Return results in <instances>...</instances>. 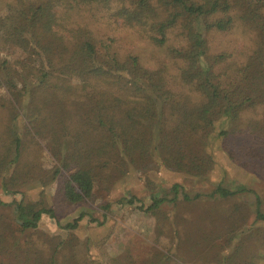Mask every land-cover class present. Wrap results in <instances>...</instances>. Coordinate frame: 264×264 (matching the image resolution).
<instances>
[{
	"label": "trees",
	"instance_id": "trees-1",
	"mask_svg": "<svg viewBox=\"0 0 264 264\" xmlns=\"http://www.w3.org/2000/svg\"><path fill=\"white\" fill-rule=\"evenodd\" d=\"M234 6L238 19L254 34L255 46L232 83L222 85L214 71L217 57L207 56L204 32L229 28ZM1 7L0 89L5 96L0 95V182L6 192L21 198H0V207L13 206L20 230H35L43 214L55 216L42 200L24 201L25 192L19 189L34 178L46 185L39 176L43 168L38 156L25 157L28 147L42 142L54 148L58 171H69L61 192L73 204L92 198L105 168L126 173L130 164L147 159L200 177L213 167L214 150L220 148L232 160L242 154L255 168L261 162L264 166V124L254 122L239 143L233 138L243 109L264 110V0H10ZM220 11L224 17L209 19ZM89 18L107 25L118 20L160 47L177 29L176 45L167 47L175 73L163 65L146 68L134 55L120 57L108 47L96 48L86 35ZM14 51L16 58L10 55ZM70 127L76 128V141L69 153L60 141ZM171 191L172 199L152 192L147 206L135 195L117 203L157 213L161 203L175 201L179 193L187 202L203 195L225 199L238 193L221 184L192 197L181 192L178 183ZM255 199V218L264 220L260 199ZM86 216L89 222L102 223L83 210L62 227L72 231ZM167 234L179 245L182 237L188 242L198 237L175 228ZM29 245L26 240L18 249L27 264H66L58 257L71 246L61 241L42 254ZM167 259L168 254L158 251L151 264Z\"/></svg>",
	"mask_w": 264,
	"mask_h": 264
},
{
	"label": "rangeland",
	"instance_id": "rangeland-1",
	"mask_svg": "<svg viewBox=\"0 0 264 264\" xmlns=\"http://www.w3.org/2000/svg\"><path fill=\"white\" fill-rule=\"evenodd\" d=\"M9 1L0 0V10L3 9L2 3ZM230 15L234 16V20L229 28L204 32L207 56L217 57L214 71L219 74L222 85L232 83L237 68L245 64L255 46V36L236 16V6ZM221 17H224V13L220 11L209 19ZM89 21L86 35L96 48L101 50L108 47L120 57L134 55L146 68L156 69L163 65L175 73L172 67L174 61L168 57L167 47L176 45L173 32L177 29L169 33V41L160 47L125 28L118 20L110 25L91 18ZM10 55L14 58L19 56L15 51ZM1 94L5 96L0 89ZM258 121L264 124V110L260 106L243 109L237 120L240 129L233 136L235 141L239 143L241 136L249 134L253 123ZM249 122L250 126L247 125ZM75 129L70 127V132L60 141L64 152L65 149L69 153L73 150ZM246 141L249 143L244 139ZM217 143L219 145V140ZM35 156H38L37 160L43 168L39 176L46 185L41 183L40 178H34L19 189L25 192L24 201L42 200L45 206L54 209L55 216L43 214L35 230L22 231L16 223L17 212L13 206H1L0 264H27L23 252L18 250L24 247L26 240L30 243L29 247H37L42 254L47 253L50 245L70 241L71 246L64 253L60 252L58 257L66 264H151L158 251L169 255V259L161 264H264V220L255 218L256 196L264 209L262 162L255 168L249 156L237 155L238 161H235L217 148L213 155L215 164L200 177L171 170L162 162L149 159L143 164H130L126 173L111 172L105 168L101 178L96 179L92 198L81 204H73L62 196L61 185L69 171H58L60 163L55 158L54 148L51 150L43 142L39 147H28L26 159ZM241 162H248L244 163L247 167ZM71 164L72 170L74 167ZM109 173L113 175L109 177ZM175 183L181 186V192H186L190 197L196 193L208 194L217 184L238 193L225 199L203 195L190 202L185 201L182 193H179L175 201L161 203L157 213L117 203L122 197L135 195L147 206L151 202L152 192L172 199L174 194L171 188ZM0 198L4 202H11L13 199L20 200L21 196L6 192L0 182ZM107 203L110 206L105 210L102 206ZM83 210L102 223L89 222L86 216L72 231L62 227ZM174 228L181 233L187 230L198 237L191 242L182 237L179 245L175 237L172 241L167 234ZM45 256L42 255L43 258Z\"/></svg>",
	"mask_w": 264,
	"mask_h": 264
}]
</instances>
